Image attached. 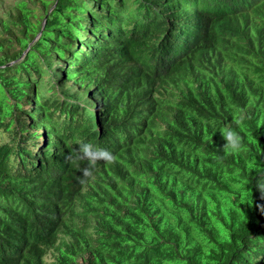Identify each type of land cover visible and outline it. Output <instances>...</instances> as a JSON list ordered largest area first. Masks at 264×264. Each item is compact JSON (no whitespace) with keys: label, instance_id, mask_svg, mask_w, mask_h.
Instances as JSON below:
<instances>
[{"label":"trees","instance_id":"16d2710c","mask_svg":"<svg viewBox=\"0 0 264 264\" xmlns=\"http://www.w3.org/2000/svg\"><path fill=\"white\" fill-rule=\"evenodd\" d=\"M263 7L13 1L0 17V264H264ZM226 125L240 153L223 149ZM81 140L116 157L83 185L88 162L65 159Z\"/></svg>","mask_w":264,"mask_h":264},{"label":"clouds","instance_id":"9594fccd","mask_svg":"<svg viewBox=\"0 0 264 264\" xmlns=\"http://www.w3.org/2000/svg\"><path fill=\"white\" fill-rule=\"evenodd\" d=\"M221 136L225 141L223 149L233 154L240 153L247 146L243 142V138L240 134L233 130L230 126L226 125L221 131ZM73 164L79 167V161L86 160L87 166L80 168L79 171L82 173L77 179L80 184H85L89 180H93L94 170L98 162H104L111 164L115 161V155L106 148H101L94 145L91 142H85L83 140L78 141V147L73 150L66 158ZM255 164V162H253ZM258 167V165H256ZM264 174V172H262ZM257 190L264 195V183H258L256 185ZM261 210L264 211V206H260Z\"/></svg>","mask_w":264,"mask_h":264},{"label":"rangeland","instance_id":"374dc122","mask_svg":"<svg viewBox=\"0 0 264 264\" xmlns=\"http://www.w3.org/2000/svg\"><path fill=\"white\" fill-rule=\"evenodd\" d=\"M16 0H0V17L4 11L10 6L11 3ZM70 84V83H69Z\"/></svg>","mask_w":264,"mask_h":264},{"label":"bare ground","instance_id":"6f19581e","mask_svg":"<svg viewBox=\"0 0 264 264\" xmlns=\"http://www.w3.org/2000/svg\"><path fill=\"white\" fill-rule=\"evenodd\" d=\"M260 7H261V6H260ZM263 8H264V7H263ZM253 12H254V11H253ZM245 13H246V12H245ZM256 14H257V13H256ZM229 17H230V16H229ZM229 17H227V18H229ZM247 17H248V16H247ZM247 17H246V18H247ZM246 18H245V19H246ZM263 19H264V18H263ZM251 20H252V19H251ZM221 21H223V20H221ZM235 21H236V20H235ZM246 21H247V19H246ZM218 23H219V22H218ZM224 23H225V22H224ZM219 24H220V23H219ZM234 24L236 25V23H234ZM216 25H217V24H216ZM216 25H215V26H216ZM220 25H221V24H220ZM217 26H218V25H217ZM233 26H234V25H233ZM222 27H223V26H222ZM222 27H220V28H222ZM226 27H228V25H226ZM216 29H217V28H216ZM218 29H219V28H218ZM181 39H182V38H181ZM220 39H221V38H220ZM222 39L224 40V38H222ZM217 41H218V40H217ZM199 65H200V64H199ZM128 87H129V86H128ZM161 116H162V115H161ZM152 118H153V117H152ZM156 118H157V117H156ZM158 119H159V118H158ZM154 125H157V124H154ZM160 126H161V125H160ZM45 138H46V137H45ZM79 165H80V164H79ZM78 171H79V170H78ZM73 172H74V170H73ZM70 177H71V176H70ZM72 180H73V179H72ZM67 185H68V184H67ZM69 185H70V184H69ZM69 185H68V186H69ZM71 186H72V185H71ZM64 187H65V186H64ZM69 187H70V186H69Z\"/></svg>","mask_w":264,"mask_h":264}]
</instances>
